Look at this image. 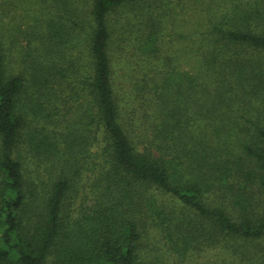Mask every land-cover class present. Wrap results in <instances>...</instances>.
<instances>
[{"label":"trees","instance_id":"1","mask_svg":"<svg viewBox=\"0 0 264 264\" xmlns=\"http://www.w3.org/2000/svg\"><path fill=\"white\" fill-rule=\"evenodd\" d=\"M195 258L264 264V0H0V264Z\"/></svg>","mask_w":264,"mask_h":264},{"label":"rangeland","instance_id":"2","mask_svg":"<svg viewBox=\"0 0 264 264\" xmlns=\"http://www.w3.org/2000/svg\"><path fill=\"white\" fill-rule=\"evenodd\" d=\"M176 46H178V44H176ZM214 254H215V252H211L210 255L203 256V257L201 256V257L197 260V262H202V261H204L206 258H212V257L214 256ZM214 258H215V256H214ZM195 261H196V258H195L194 261L190 262L189 264H194ZM169 263H170V260H169ZM185 264H188V263H185Z\"/></svg>","mask_w":264,"mask_h":264}]
</instances>
